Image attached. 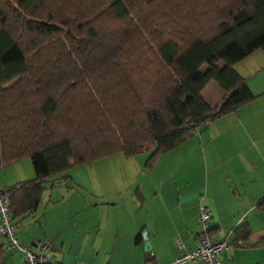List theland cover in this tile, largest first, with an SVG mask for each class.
Listing matches in <instances>:
<instances>
[{"label":"trees","instance_id":"16d2710c","mask_svg":"<svg viewBox=\"0 0 264 264\" xmlns=\"http://www.w3.org/2000/svg\"><path fill=\"white\" fill-rule=\"evenodd\" d=\"M257 50L264 0H0V165L29 159L35 174L6 189L11 225L67 169L150 150V170L253 100L234 64Z\"/></svg>","mask_w":264,"mask_h":264},{"label":"crops","instance_id":"0c3cea01","mask_svg":"<svg viewBox=\"0 0 264 264\" xmlns=\"http://www.w3.org/2000/svg\"><path fill=\"white\" fill-rule=\"evenodd\" d=\"M258 52L234 64L256 96L253 100L199 125L192 136L161 153L129 194L127 189L98 190L96 197L110 204L60 206L58 178H50L36 209L13 222L19 244L36 250L48 241L49 258L58 264H168L181 250L194 248L203 205L211 213L210 235L229 244L219 260L264 264V212L258 207L264 198V54ZM201 95L215 104L221 92L209 84ZM106 157L88 163L96 165V173L89 174L103 180L105 188L112 176L105 169ZM34 175L26 159L0 165L5 189ZM240 226L248 228L246 236L235 230ZM6 242L0 234V264H22L21 252Z\"/></svg>","mask_w":264,"mask_h":264},{"label":"rangeland","instance_id":"374dc122","mask_svg":"<svg viewBox=\"0 0 264 264\" xmlns=\"http://www.w3.org/2000/svg\"><path fill=\"white\" fill-rule=\"evenodd\" d=\"M258 51V53L264 54V51ZM201 69L204 70L205 67L203 66ZM210 85L214 86V83ZM149 155L150 150H146L132 157H126L120 153L106 157L107 166L105 169L112 174L110 184L106 188L102 184L103 180L92 178L89 174V172L96 173L94 169L96 165L94 167L89 164L73 166L54 176L55 179L58 178L54 181L56 182L54 185L59 190L58 194L62 196L60 206H96L102 202L96 197L98 190L99 192H105L112 188L120 191L127 189L126 192L129 194L131 189L136 187L139 180L142 179L145 162ZM26 160L30 161L29 159ZM69 175H72V177H69ZM102 203L110 204L111 202L103 201ZM14 234L15 230L13 228Z\"/></svg>","mask_w":264,"mask_h":264},{"label":"built area","instance_id":"2783aa9c","mask_svg":"<svg viewBox=\"0 0 264 264\" xmlns=\"http://www.w3.org/2000/svg\"><path fill=\"white\" fill-rule=\"evenodd\" d=\"M210 210L203 205L198 207V227L194 248L181 250L168 264H187L194 260H200L202 264H227L218 259L219 253L229 248L225 239L213 238L209 232ZM0 234L6 239L7 248H15L22 254V264H58L49 258V242L40 243L36 250L19 244L13 235V226L9 219V198L6 189L0 185ZM239 244L240 241L237 240ZM180 247L181 245L178 244ZM74 264H83L75 262Z\"/></svg>","mask_w":264,"mask_h":264},{"label":"water","instance_id":"95a60500","mask_svg":"<svg viewBox=\"0 0 264 264\" xmlns=\"http://www.w3.org/2000/svg\"><path fill=\"white\" fill-rule=\"evenodd\" d=\"M143 239H144V246H146L148 248V250L150 249L149 247V244L148 242L146 241V236H145V233L143 234Z\"/></svg>","mask_w":264,"mask_h":264}]
</instances>
